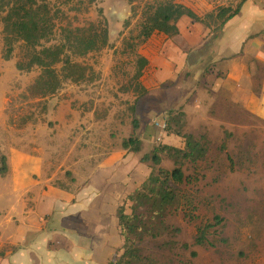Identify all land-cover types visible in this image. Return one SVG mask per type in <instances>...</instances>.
<instances>
[{
  "label": "rangeland",
  "instance_id": "374dc122",
  "mask_svg": "<svg viewBox=\"0 0 264 264\" xmlns=\"http://www.w3.org/2000/svg\"><path fill=\"white\" fill-rule=\"evenodd\" d=\"M21 1L0 0V158L23 153L33 156L28 159L34 161L31 164L42 160L47 176L53 177L51 184L67 189L81 185L85 179L79 176L81 171L127 170L131 190L151 170L175 167L167 152L160 153L159 165L141 158L162 142L183 145L180 136L164 130L166 119L178 117L167 121L170 130L175 123L183 133L202 136L206 156L183 163L188 180L178 187V201L163 215H152L150 205L140 207L142 231L129 234L134 256L125 260L130 264H264V118L205 88L212 81L193 72L194 67L183 75L198 82L183 101L169 88L174 83L164 82L151 91V83L134 77L138 57L148 52L144 46L157 50L160 42L153 36L146 43H136L142 12L165 0H46L53 33L42 42L44 46L60 44L64 28L104 23L108 31L106 47L73 57L87 67L86 77L76 82L66 79L46 96L28 91L39 68L19 71L15 67L23 56L21 44H16L9 60L2 58V32L13 28ZM174 1L204 19L193 22L188 17L207 30L206 48L221 37L222 28L212 20L218 8H235L247 0ZM255 65L256 70L263 69ZM204 89L208 99L200 93ZM129 136L140 141L139 151L122 148V140ZM131 204L125 205L129 214ZM206 224H210L206 241L194 243L199 227Z\"/></svg>",
  "mask_w": 264,
  "mask_h": 264
},
{
  "label": "crops",
  "instance_id": "0c3cea01",
  "mask_svg": "<svg viewBox=\"0 0 264 264\" xmlns=\"http://www.w3.org/2000/svg\"><path fill=\"white\" fill-rule=\"evenodd\" d=\"M177 27L178 33L159 42L157 50L144 46L149 64L141 79L151 83V91L174 83L169 88L183 101L198 82L183 75L194 67L193 72L212 81L205 88L264 118V0L245 1L224 24L221 37L206 48L207 30L200 24L182 16ZM255 63L263 69L256 70ZM204 90L200 93L208 99ZM5 157L0 264H110L122 246L116 209L136 187L128 190L127 170L81 171V185L75 187V182L67 189L51 184L53 177L47 176L42 160L34 165L28 154Z\"/></svg>",
  "mask_w": 264,
  "mask_h": 264
},
{
  "label": "trees",
  "instance_id": "16d2710c",
  "mask_svg": "<svg viewBox=\"0 0 264 264\" xmlns=\"http://www.w3.org/2000/svg\"><path fill=\"white\" fill-rule=\"evenodd\" d=\"M241 4L235 8L231 6H221L218 8L212 19L216 23V28H222L224 24L237 15ZM15 21L12 29L4 28L2 32V58L9 60L12 56L16 44L24 47L23 56L15 63L19 71H30L34 67L40 69L39 75L28 87L32 95L46 96L57 91L64 80L80 81L86 77L85 65L76 62L73 57H83L90 52L97 51L108 45V31L106 25L90 24L75 28L63 29V40L60 44L44 46L43 41H48L53 33V16L46 3V0H23L16 5ZM143 16L139 22V30L136 43H146L153 36L159 37L160 42L178 33L177 23L182 16L191 18L193 22H204L191 8L184 6L174 0H165L155 5H149L142 12ZM212 16V15H210ZM208 26V24H205ZM60 64V66H58ZM149 60L145 56L137 59V70L134 77L143 76ZM145 89L144 91H146ZM179 119L178 117L165 120L164 130L168 134L180 136L183 139L182 146L168 143H159L153 148L150 155H144L142 160H150L154 165L161 162L160 153L167 152L175 159V167L164 169L158 167L156 171L151 170L145 179L129 192L123 202L116 209L119 233L122 237V246L115 253V259L110 264H130L126 256H134L130 250L132 239L129 234H134L140 229L143 223L139 222L144 217L140 212V207L151 206V214L161 216L167 207L178 201V187L182 185L188 176L183 171V163L197 162L203 159L207 153V145L203 137L196 138L191 133H183L180 129H173L167 125V121ZM171 122V121H170ZM122 148L126 150L139 151L140 141L129 136L122 140ZM0 173L7 169L5 157L0 158ZM131 201V214L126 212L125 205ZM217 222L220 220L215 216ZM210 224L199 227L194 243L203 244L206 241V233ZM186 247V244H183ZM122 251V252H121Z\"/></svg>",
  "mask_w": 264,
  "mask_h": 264
}]
</instances>
